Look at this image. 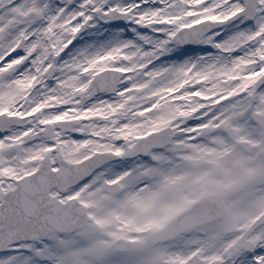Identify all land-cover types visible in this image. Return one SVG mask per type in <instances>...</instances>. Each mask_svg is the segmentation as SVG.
I'll return each mask as SVG.
<instances>
[{"label": "snow or ice", "instance_id": "1", "mask_svg": "<svg viewBox=\"0 0 264 264\" xmlns=\"http://www.w3.org/2000/svg\"><path fill=\"white\" fill-rule=\"evenodd\" d=\"M0 264H264V0H0Z\"/></svg>", "mask_w": 264, "mask_h": 264}]
</instances>
